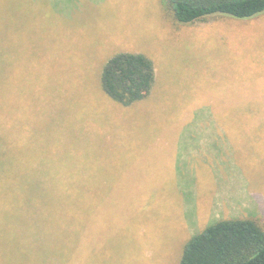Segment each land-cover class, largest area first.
I'll return each instance as SVG.
<instances>
[{
    "label": "rangeland",
    "instance_id": "1",
    "mask_svg": "<svg viewBox=\"0 0 264 264\" xmlns=\"http://www.w3.org/2000/svg\"><path fill=\"white\" fill-rule=\"evenodd\" d=\"M119 53L156 69L129 107L101 83ZM2 77L21 169L90 191L38 264H180L219 221L264 229V15L181 25L166 0H0Z\"/></svg>",
    "mask_w": 264,
    "mask_h": 264
},
{
    "label": "trees",
    "instance_id": "2",
    "mask_svg": "<svg viewBox=\"0 0 264 264\" xmlns=\"http://www.w3.org/2000/svg\"><path fill=\"white\" fill-rule=\"evenodd\" d=\"M166 1L181 25L216 16L243 21L264 15V0ZM156 78L155 65L147 56L119 53L103 67L101 83L111 100L129 107L152 94ZM8 83L9 78H0V264H38L41 252L66 240L67 221L76 205L90 199V191L82 186L42 185L47 179L68 180L70 175L64 172L46 177L21 169L24 157L9 149L15 112ZM180 264H264V229L254 219L219 221L186 244Z\"/></svg>",
    "mask_w": 264,
    "mask_h": 264
}]
</instances>
